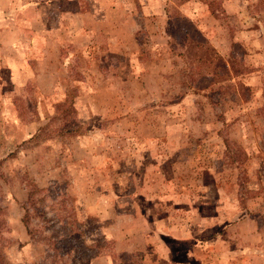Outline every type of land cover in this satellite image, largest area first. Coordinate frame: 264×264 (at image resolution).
I'll return each instance as SVG.
<instances>
[{"label":"rangeland","instance_id":"obj_1","mask_svg":"<svg viewBox=\"0 0 264 264\" xmlns=\"http://www.w3.org/2000/svg\"><path fill=\"white\" fill-rule=\"evenodd\" d=\"M253 1L0 0V264H264ZM199 36L247 100L188 78Z\"/></svg>","mask_w":264,"mask_h":264},{"label":"trees","instance_id":"obj_2","mask_svg":"<svg viewBox=\"0 0 264 264\" xmlns=\"http://www.w3.org/2000/svg\"><path fill=\"white\" fill-rule=\"evenodd\" d=\"M249 11L257 17V20L262 23L264 27V0H254L252 5L249 7ZM179 19L178 21H180ZM180 30L181 27H179ZM177 28V29H179ZM171 35L172 30H170ZM188 36V33L184 35ZM237 43H232L231 50L229 53L230 61L225 60L221 57L217 51L209 44H207L206 40L199 36L198 41L194 45V50L199 48L200 51H196L194 54L188 55L184 53H178L180 57L185 61L190 60L188 65L191 67L189 69L188 78L201 77L204 81V84L198 87L199 90H207L209 87H214V91L216 95H229L232 100L235 101H243L247 100L249 95L251 94V90L248 86L242 82L243 71L237 64L236 53L237 49H239ZM194 60L192 62V60ZM193 68V69H192ZM204 69L211 75H205ZM194 84L195 82L191 79Z\"/></svg>","mask_w":264,"mask_h":264}]
</instances>
